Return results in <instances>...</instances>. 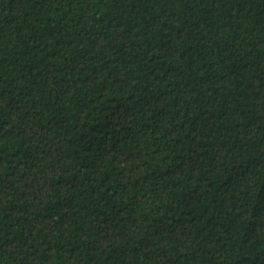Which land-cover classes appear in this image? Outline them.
<instances>
[{"label": "trees", "instance_id": "trees-1", "mask_svg": "<svg viewBox=\"0 0 264 264\" xmlns=\"http://www.w3.org/2000/svg\"><path fill=\"white\" fill-rule=\"evenodd\" d=\"M0 264H264V0H0Z\"/></svg>", "mask_w": 264, "mask_h": 264}]
</instances>
